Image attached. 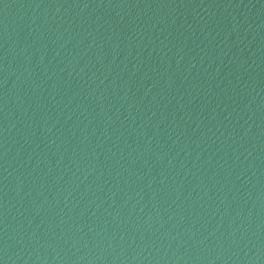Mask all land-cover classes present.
Wrapping results in <instances>:
<instances>
[{
    "label": "water",
    "instance_id": "1",
    "mask_svg": "<svg viewBox=\"0 0 264 264\" xmlns=\"http://www.w3.org/2000/svg\"><path fill=\"white\" fill-rule=\"evenodd\" d=\"M0 264H264V0H0Z\"/></svg>",
    "mask_w": 264,
    "mask_h": 264
}]
</instances>
